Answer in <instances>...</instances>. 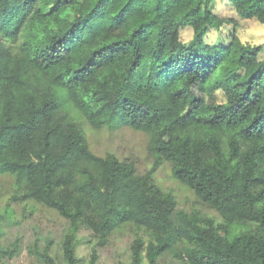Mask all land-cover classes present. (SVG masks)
I'll use <instances>...</instances> for the list:
<instances>
[{"label": "trees", "instance_id": "16d2710c", "mask_svg": "<svg viewBox=\"0 0 264 264\" xmlns=\"http://www.w3.org/2000/svg\"><path fill=\"white\" fill-rule=\"evenodd\" d=\"M228 1L264 26V0ZM209 3L0 0V176L14 177L12 202L39 204L69 224L62 260L47 245L42 264H78L82 229L102 248L127 226V264L165 255L264 264L262 46L241 42L236 23ZM229 24L226 42H205ZM81 120L146 133L151 168L141 174L131 157L95 154ZM165 163L222 223L177 208L154 182ZM19 250L18 239L0 244V260Z\"/></svg>", "mask_w": 264, "mask_h": 264}, {"label": "rangeland", "instance_id": "374dc122", "mask_svg": "<svg viewBox=\"0 0 264 264\" xmlns=\"http://www.w3.org/2000/svg\"><path fill=\"white\" fill-rule=\"evenodd\" d=\"M209 7L215 15L232 19L236 23L237 34L246 45L262 46L260 58L264 59V26L254 20L240 18L228 0H209ZM233 30V24L225 25L220 30L211 29L205 37V42L215 44L226 42ZM180 38L189 43L192 30L185 28L180 31ZM222 99V95L220 94ZM78 117L75 112L71 111ZM80 120V119H79ZM81 125L90 149L99 156L113 153L120 159L131 157L136 161L139 173L144 174L152 161L146 154L148 136L144 132L134 131L127 127L114 130L94 129L90 124L81 120ZM154 182L166 192H170L177 201V208L185 212H197L202 216L211 217L218 224L222 223L218 214L197 202L193 192L178 183L171 175L168 164H163L154 174ZM14 177L0 176V244L5 247L18 239L19 253L0 264H42L40 253L49 245L50 254L60 262L61 242L69 228L68 222L55 211L33 202H12L10 197L15 191ZM80 243L76 248L78 264H91V254L95 252V264H127L130 256V244L134 232L128 226L116 230L105 247L96 246V240L87 230L78 233ZM146 264V263H145ZM158 264H186L173 259L170 255L163 256Z\"/></svg>", "mask_w": 264, "mask_h": 264}]
</instances>
